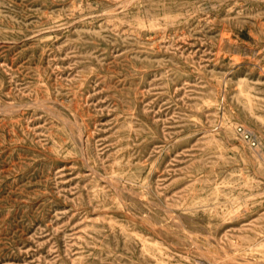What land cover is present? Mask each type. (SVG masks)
Instances as JSON below:
<instances>
[{"label": "rangeland", "instance_id": "1", "mask_svg": "<svg viewBox=\"0 0 264 264\" xmlns=\"http://www.w3.org/2000/svg\"><path fill=\"white\" fill-rule=\"evenodd\" d=\"M0 264H264V0H0Z\"/></svg>", "mask_w": 264, "mask_h": 264}, {"label": "bare ground", "instance_id": "2", "mask_svg": "<svg viewBox=\"0 0 264 264\" xmlns=\"http://www.w3.org/2000/svg\"><path fill=\"white\" fill-rule=\"evenodd\" d=\"M9 110H11V108H9ZM9 110H8V111H9Z\"/></svg>", "mask_w": 264, "mask_h": 264}]
</instances>
